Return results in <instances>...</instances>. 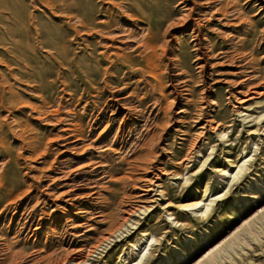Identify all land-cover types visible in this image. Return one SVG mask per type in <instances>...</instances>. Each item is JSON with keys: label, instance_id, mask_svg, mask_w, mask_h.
I'll use <instances>...</instances> for the list:
<instances>
[{"label": "rangeland", "instance_id": "obj_1", "mask_svg": "<svg viewBox=\"0 0 264 264\" xmlns=\"http://www.w3.org/2000/svg\"><path fill=\"white\" fill-rule=\"evenodd\" d=\"M0 264H264V0H0Z\"/></svg>", "mask_w": 264, "mask_h": 264}, {"label": "bare ground", "instance_id": "obj_2", "mask_svg": "<svg viewBox=\"0 0 264 264\" xmlns=\"http://www.w3.org/2000/svg\"><path fill=\"white\" fill-rule=\"evenodd\" d=\"M224 7H225V6H224ZM228 7H229V5H228ZM213 14H217V15H219L220 17H224V16L227 15V11L224 10V9H222V8H217V9L213 12ZM46 151H47V150H46ZM236 167H238V166H236ZM239 168H240V166L238 167L236 173L232 176L233 179L237 176L238 171H239ZM68 174H69V173H68Z\"/></svg>", "mask_w": 264, "mask_h": 264}]
</instances>
